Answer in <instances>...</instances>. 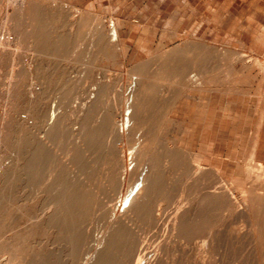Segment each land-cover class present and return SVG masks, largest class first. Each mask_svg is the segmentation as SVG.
Listing matches in <instances>:
<instances>
[{"label":"bare ground","instance_id":"bare-ground-1","mask_svg":"<svg viewBox=\"0 0 264 264\" xmlns=\"http://www.w3.org/2000/svg\"><path fill=\"white\" fill-rule=\"evenodd\" d=\"M32 2L39 8L51 6L60 11L57 15H46L39 10L36 14L34 11L25 15L7 13L4 20V28L11 24L15 42H23L35 56L36 73H32V68L25 69L24 78L9 81L0 98L4 106L0 117V153L10 158L0 161V264H79L92 251L88 264H183V258L192 251L195 252L192 264H213L214 249L221 234L231 229V239L237 243L249 232L253 219L246 220L244 227L231 226V222L238 223L248 215L236 199L240 196L234 197L220 179L223 175L218 167L204 162L203 154L163 136L164 127L155 117L157 113H168L172 103L163 96L158 82L163 79L166 87L177 86L189 71L188 67L184 68V59L195 58L192 53L195 47L188 45L183 51L174 47L159 56L160 67L155 74L147 71L145 65L138 69L128 83L124 101L121 97L114 99L117 108L122 103L126 105V131L116 124L112 115L100 121L95 118L107 88L103 83L88 95L85 103L82 98L75 101L76 108L85 106V110L76 112L74 123L78 126L70 131L67 128V103L70 102L64 99L65 95L49 92L51 83H63L60 65L55 60L71 37L78 40L90 28L94 16L82 11L73 14L72 8L66 9L62 2L27 0L26 7ZM111 37H118L116 28L94 30L93 40L99 46L96 57ZM10 41L9 36L1 37L0 49L4 51ZM47 57L51 63L46 62ZM28 73L37 80L30 86L26 82ZM63 84L64 88L69 87L67 82ZM36 124L38 131L34 130ZM67 132L71 133L69 141ZM121 142L129 149L133 163L130 171L125 167ZM63 145L70 162L61 157ZM90 147L104 149L103 158L111 165V177L107 174L114 187L111 199L119 197L128 182L124 208L119 213H115V206L107 202L99 204L96 197L90 198L85 183L74 169L86 158ZM177 168L184 182L181 191L187 194L180 198L172 177ZM260 177L264 179V175ZM256 181L257 184L251 181L247 193L257 192L258 185L264 187V180ZM37 183V190L30 193ZM244 191L240 200L247 207L249 197H245ZM88 205L93 211H99L101 221L109 224L96 246L83 218L92 213L91 209L87 211ZM171 205L173 211L170 209L172 212L166 214ZM142 223L155 227L154 234H161L156 244L142 239L137 228Z\"/></svg>","mask_w":264,"mask_h":264},{"label":"rangeland","instance_id":"rangeland-1","mask_svg":"<svg viewBox=\"0 0 264 264\" xmlns=\"http://www.w3.org/2000/svg\"><path fill=\"white\" fill-rule=\"evenodd\" d=\"M26 1L0 0V38L9 36L14 41H10L4 51L0 49V98L10 82L24 78L25 69L32 68V73H36L35 56L23 42H15L11 24L7 25V29L4 28L6 14L25 15L33 11L36 14L39 10L46 15H57L60 11L51 6L39 8L36 2L27 8ZM46 2H62L67 6L66 9L72 8L73 14L82 11L87 16H94L90 28L78 40L71 37L54 61L60 65L61 81L67 82L69 87L64 88L63 83L55 81L51 83L49 92L52 95H65L64 99L70 102L67 103V128L70 131L78 126L74 123L76 112L85 110V106L76 108L75 101L82 98V103H85L89 99L88 95L99 89L101 83L107 88L97 106L96 120L112 115L116 124L126 131V105L122 103L117 108V100L115 102L114 99L121 97L124 101L128 83L137 75L138 69L145 65L147 71L155 74L160 67L158 61L162 54L174 47H180L182 51L188 45L195 47L192 52L195 58L184 59V68L188 67L189 71L177 84L178 87H166L163 79L158 82L162 85L161 93L163 91V96L170 98L172 103L168 113H157L155 117L160 119L164 127L163 136L177 140L183 148L203 154L204 162L218 167L217 170L223 175L220 179L231 189L234 197L240 196L236 199L248 211V215L241 218L242 221L238 220V223L231 222V226L244 227L246 220L254 221L250 220L249 232L237 243L231 239V229L221 234L214 249L213 264H264V187L256 185V194L246 192L252 182L257 184L256 180H264L260 177L264 175V0ZM55 19V16L52 17V20ZM99 20L103 23H99ZM101 27L116 28L118 37H111L109 44L103 45L96 57L99 46L93 40L94 30ZM4 53L6 55L2 57ZM46 62L51 63V59L47 57ZM106 65L108 67L104 68ZM28 74V86L35 84L37 80L30 77L31 73ZM168 81L170 84V78ZM3 112L4 106L0 104V117ZM38 127V124L34 125V130L38 131ZM70 137L71 133L67 132L66 140L69 141ZM119 146L125 150V167L130 171L133 163L129 149L125 142ZM103 150L101 147H90L82 161L84 163L81 162L74 169L85 183V191L90 198L96 197L99 204L107 202L115 206V213H119L124 208L128 182L124 184L120 196L111 199L110 195L114 191L113 181L109 178L111 165L103 158ZM61 152L63 160L70 162L66 147ZM2 155L0 153V161H9V156ZM216 168L215 173L218 172ZM257 174L260 175L258 179ZM180 176L179 169H175L172 177L177 198L187 195L181 191L184 182ZM36 185L29 190L30 193L37 190L39 184ZM29 191L25 189L26 193ZM243 191L245 197H249V200L244 197L247 207L240 200ZM87 207V211L91 209L92 213L87 212L83 218L86 220V229L90 228L93 233L92 244L96 246L109 224L98 218V210L93 211L89 205ZM173 207L171 205L165 210L166 214H169L170 209L173 211ZM137 228L142 239L148 240L151 245L161 239V234H154L155 227L142 223ZM194 253L192 251L183 258V264H192ZM91 254L93 251L84 255L79 264H88Z\"/></svg>","mask_w":264,"mask_h":264}]
</instances>
